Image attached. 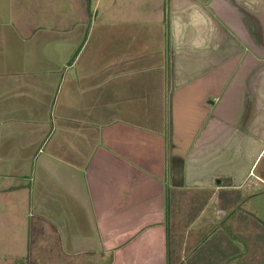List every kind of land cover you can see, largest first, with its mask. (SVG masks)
Listing matches in <instances>:
<instances>
[{"label": "crops", "instance_id": "crops-1", "mask_svg": "<svg viewBox=\"0 0 264 264\" xmlns=\"http://www.w3.org/2000/svg\"><path fill=\"white\" fill-rule=\"evenodd\" d=\"M261 77L264 0H0V256L264 264Z\"/></svg>", "mask_w": 264, "mask_h": 264}, {"label": "rangeland", "instance_id": "rangeland-1", "mask_svg": "<svg viewBox=\"0 0 264 264\" xmlns=\"http://www.w3.org/2000/svg\"><path fill=\"white\" fill-rule=\"evenodd\" d=\"M207 1V0H206ZM264 78V77H261ZM264 80V79H263ZM263 80H261L257 86H255V92H258V97H259V109L262 108V115L264 116V82H262ZM246 142V141H245ZM264 145L261 144V147ZM244 154L247 153V146L246 144H244V150H243ZM230 169V166H229ZM252 172L255 176H263L264 177V151L262 153V155L260 156V158L258 159V161L256 162L254 168L252 169ZM190 196L194 197L195 196V192H191V194H189ZM200 238H205L204 236H200ZM3 244V241L0 238V255L3 256V251L1 249V245ZM211 245V242H210ZM34 246V244H33ZM55 246V244L52 246V248ZM27 254V253H26ZM25 254V255H26ZM2 256H0V264H27V260L28 258L25 257V259H12V258H3ZM49 258V256H48ZM33 259V258H32ZM42 262H45L44 257L41 258ZM52 264H58V261L52 263Z\"/></svg>", "mask_w": 264, "mask_h": 264}]
</instances>
